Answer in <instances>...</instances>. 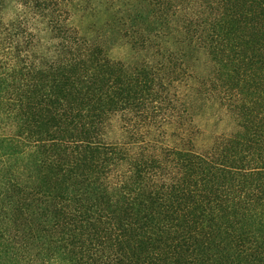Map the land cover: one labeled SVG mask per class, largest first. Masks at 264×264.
<instances>
[{"label": "trees", "instance_id": "1", "mask_svg": "<svg viewBox=\"0 0 264 264\" xmlns=\"http://www.w3.org/2000/svg\"><path fill=\"white\" fill-rule=\"evenodd\" d=\"M105 1L0 0V264H264V0ZM193 94L237 119L206 150Z\"/></svg>", "mask_w": 264, "mask_h": 264}, {"label": "rangeland", "instance_id": "2", "mask_svg": "<svg viewBox=\"0 0 264 264\" xmlns=\"http://www.w3.org/2000/svg\"><path fill=\"white\" fill-rule=\"evenodd\" d=\"M110 6L113 9L111 11H115V5L113 7L105 0H77L73 8L74 15L72 22L81 30L95 28L96 24H101L105 20L104 15L107 14L106 7ZM87 32L90 33L91 31L88 30ZM106 40L108 41V52L114 59L128 62L140 55L126 39L119 36L112 37L107 35ZM191 61L194 64L195 73L205 74L208 71V61L202 50L195 53ZM194 79L192 81H195ZM190 99L194 103L192 116L195 133L193 134V141L196 149L206 150L213 144L217 136L229 135L237 129V119L228 109L225 102L218 98V96L215 97L208 94L201 97L193 94V97H190ZM119 127L120 120L115 116L111 127V133L114 136L120 132ZM169 131L171 133L173 130Z\"/></svg>", "mask_w": 264, "mask_h": 264}]
</instances>
